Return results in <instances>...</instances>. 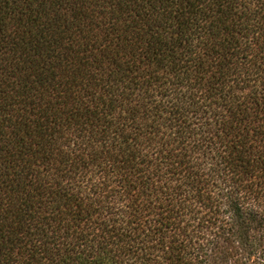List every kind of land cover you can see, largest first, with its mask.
I'll use <instances>...</instances> for the list:
<instances>
[{
  "label": "trees",
  "instance_id": "1",
  "mask_svg": "<svg viewBox=\"0 0 264 264\" xmlns=\"http://www.w3.org/2000/svg\"><path fill=\"white\" fill-rule=\"evenodd\" d=\"M0 264H264V0H0Z\"/></svg>",
  "mask_w": 264,
  "mask_h": 264
}]
</instances>
